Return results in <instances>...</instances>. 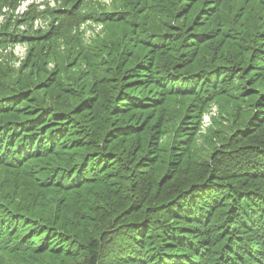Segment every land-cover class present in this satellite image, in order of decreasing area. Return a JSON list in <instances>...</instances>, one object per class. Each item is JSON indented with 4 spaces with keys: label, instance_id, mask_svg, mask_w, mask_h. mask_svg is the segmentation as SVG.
<instances>
[{
    "label": "trees",
    "instance_id": "16d2710c",
    "mask_svg": "<svg viewBox=\"0 0 264 264\" xmlns=\"http://www.w3.org/2000/svg\"><path fill=\"white\" fill-rule=\"evenodd\" d=\"M24 1L0 0V264H264V0Z\"/></svg>",
    "mask_w": 264,
    "mask_h": 264
},
{
    "label": "rangeland",
    "instance_id": "374dc122",
    "mask_svg": "<svg viewBox=\"0 0 264 264\" xmlns=\"http://www.w3.org/2000/svg\"><path fill=\"white\" fill-rule=\"evenodd\" d=\"M37 1H41V0H37ZM107 4H110L111 0H104ZM26 4H28L27 1H24V3L21 4L19 11H23L24 8L26 7ZM49 6H53V2L49 1ZM2 18L0 17V20ZM48 21H43L42 19H37L34 22L35 26H39V27H46ZM103 29V25L101 23H96L93 21H87L81 28L83 32V39L85 42H88L90 40V37L94 36L95 33H98L100 31H102ZM29 45L27 43H15L11 46H9L5 52H11V55L13 56V62L14 65L16 67H20L21 64L23 63V61L28 57L29 54ZM52 61H50V64H48V68L51 69V67L53 66V63H51ZM254 111V110H253ZM239 111L238 109L234 106V104L229 105L228 107L224 108V109H220L218 105H213L211 106V108L204 113L203 115V119H202V124H201V132L200 135H198L196 137V147L199 146V144L201 142H203V140H205L204 137L209 136L210 134L212 135V132L219 128L218 124H215L213 121L214 119H221V121L223 123H227L225 117H228L230 114H237ZM231 121V119H230ZM232 121H234V119H232ZM231 121V122H232ZM246 123V119L244 116V119L241 121V124L244 125ZM193 152H197V150H194Z\"/></svg>",
    "mask_w": 264,
    "mask_h": 264
},
{
    "label": "clouds",
    "instance_id": "9594fccd",
    "mask_svg": "<svg viewBox=\"0 0 264 264\" xmlns=\"http://www.w3.org/2000/svg\"><path fill=\"white\" fill-rule=\"evenodd\" d=\"M25 1H27L28 3H29V2H33V1L39 2V1H37V0H25ZM41 1H43V0H41ZM23 3H24V2H23ZM43 7H44V5H41V6H40V9H42Z\"/></svg>",
    "mask_w": 264,
    "mask_h": 264
}]
</instances>
